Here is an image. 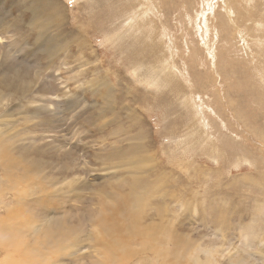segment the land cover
Masks as SVG:
<instances>
[{"label":"rangeland","instance_id":"rangeland-1","mask_svg":"<svg viewBox=\"0 0 264 264\" xmlns=\"http://www.w3.org/2000/svg\"><path fill=\"white\" fill-rule=\"evenodd\" d=\"M4 163L0 233L6 205L30 204L36 233L61 208L103 216L139 177L152 202L126 210L159 241L125 264H264V0H0ZM85 222L65 264L101 256Z\"/></svg>","mask_w":264,"mask_h":264},{"label":"bare ground","instance_id":"bare-ground-1","mask_svg":"<svg viewBox=\"0 0 264 264\" xmlns=\"http://www.w3.org/2000/svg\"><path fill=\"white\" fill-rule=\"evenodd\" d=\"M227 6H229V5H227ZM10 159H11V157H10ZM140 159L132 161V164H134V168L135 167H137V168L141 167L139 164ZM25 160L27 161V159H25ZM5 165H6L5 168H3L4 167L3 165H0L2 172H6L10 168L8 163H6ZM27 166L28 165L24 166L25 172L23 171V173L18 176L17 181L20 180L19 178H21V181H20V183L17 182L18 189L15 188V192L19 195L17 198L20 197V198H22L21 200H23L26 196L29 197L33 193H36L35 191H32L28 194H25L26 195L25 197H23L22 194H20V192L22 190H24V191L26 190L25 187L23 186V183L26 181V179L30 178L34 174V173L31 174L33 171L30 170L29 166H28L29 169L27 171ZM21 171H19V172H21ZM136 173L137 172H135V175H136ZM139 179H140L139 177H134L130 187L131 186L133 187V185H135V187H133V190L131 188L130 189L131 191H128V193H125L127 191H125L124 193L119 191V192H116L113 196L107 194L109 196V200H111V202L113 203V207H109V209H106V211L103 213L104 214L103 216L100 215L101 211L96 210L97 213L100 212V214L98 213L99 214V216H98L99 220H96V217L98 214L94 215V216L91 215V217H92L91 221L95 224L94 228H98L100 230V234H101V237L98 238V241L95 239L97 241V244H98V245L95 244V246L96 247L100 246V249H99V247H97V248L99 249L98 253L99 254L101 253L100 254L101 256L99 257L98 253L97 254L95 253V252H97L98 249L95 250L96 247H95V249L93 248V251L95 250L94 251L95 255H98L99 259L93 258L94 260H92L90 264H114L115 262H117L118 264H125V262L127 260H129L134 254V252L129 249V246H131L130 242L135 241L137 239L143 240L141 236L142 235H148L149 239L145 238L142 242L137 241L139 244H141L140 246H142V247L144 246L145 248L148 249V246H151V244H150L151 240L155 239V240L159 241L158 237H155V235L153 233H152V235L154 238L150 237V232L148 230L149 228L144 226L143 222L141 221V218L138 216L139 214L137 215L136 213H134L132 211H128L129 209L126 210L127 203L131 199H133L135 201V204H136V205H133L132 208H135L138 206L137 208L139 209V212H142L146 208V206L148 204H150L151 200L148 201L147 199H149V198L146 195L148 188L144 187L141 191L142 186L140 185V187H138V185H137ZM28 186L29 185H27V187ZM25 193H27V192H25ZM104 195L106 196V194H104ZM20 198L18 199V201H21ZM13 202H15V201H13ZM15 205H16V203H15ZM25 207H26V209H22V208L20 209V208H17V206H13V205H6L5 206V211L10 210V212H13V214L10 213V215H8L6 217L9 220V222H8L9 224L0 233V253H1V248L8 247L7 245L9 244L10 240L13 239V237L15 239L17 237V240H15V243L17 245L15 250H16V255H17L16 257H18V258H14L15 257L14 255H13L14 257L6 256V257H4L3 260L0 261V264H65L63 262V257L64 256L73 257V253L77 252L78 249L72 250V251L70 250V252H68V253H66L65 251L68 249H73V248L77 247L78 242H77L76 236H77L78 230H80L78 228L81 227V225H84L86 223L85 221H87V220L89 222H91L89 220L90 217L87 218L84 215L85 211L83 212L82 207H76L75 206V208H74V206H73V208L71 209L70 207H72V206H70L69 208H63V209L61 208L60 210H62V211H59V212L57 211L55 214L53 213L51 216L48 217V221H49V224L47 223L48 225H46L42 229H38L37 231H39V233H37V231H36V233H34L35 228L38 226L37 220L34 219L33 217H30L28 214L30 211V204H26ZM49 207H51V206H49ZM55 207H56V205H55ZM149 208L152 209V207H150V206H149ZM75 209L77 210L76 211L77 213L79 212L78 214L74 213ZM63 210H66V211H63ZM132 210L134 211V209H132ZM71 211H72V213H71ZM149 211H151V210H149ZM149 211H147V212H149ZM62 212H65V213H62ZM154 212L155 211L152 210V212H151L152 216H153ZM39 213H41V212H39ZM142 215H140V216H142ZM89 216H90V214H89ZM143 216H145V215H143ZM156 216H158V215L156 214ZM37 217H40V214H37ZM13 218L16 221L13 222L12 221ZM146 218H147V216H146ZM220 218H221L220 215H216V221H218ZM147 220H148V218H147ZM11 221H12V223H10ZM216 221L214 219H212L213 224H216L217 223ZM11 226H14V230L11 233H8L7 232L8 230H6V229L10 228ZM86 226H88V225H86ZM93 226L94 225H91L89 228H91ZM82 228H85V227L83 226ZM153 228H156V227L153 226ZM27 230H29V233L28 232L26 233ZM85 230H87V229H85ZM90 232L91 231H89L87 233H90ZM155 232H156V230H155ZM31 233H34L35 236L32 238V240H29L28 235L29 234L31 235ZM157 233H158V231H157ZM98 234H99V232H98ZM91 235H94V234H92V232H91ZM79 236H81V235H79ZM176 236H179V235H176ZM84 237H83V239H84ZM95 238H97V237H95ZM79 242H82V241L79 240ZM133 245L135 246L134 243H133ZM157 245H159V244H157ZM134 246H132V247H134ZM135 247H137V246H135ZM134 249L136 250V248H134ZM170 253H171V255H173L174 251L172 250ZM159 254L161 255V253H159ZM159 254H157V256H160ZM136 257L139 261L144 260L141 264L149 263V261L145 260L146 258L143 259L144 258L143 256H136ZM165 257L166 256H163V258L161 259V264H182V261H177V259H179V256L174 257L172 260L168 259L169 261L165 260L166 259ZM195 258L196 257H193V260H196V264H207V262H203L202 260H200L198 258L195 259ZM70 261L76 262V261H80V260L78 259L77 256H74ZM209 264H212L211 260H209Z\"/></svg>","mask_w":264,"mask_h":264}]
</instances>
